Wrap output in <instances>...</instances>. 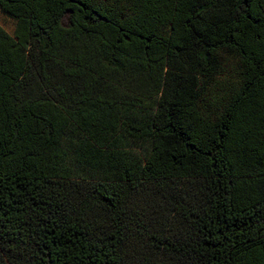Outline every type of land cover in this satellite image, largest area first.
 Wrapping results in <instances>:
<instances>
[{"label":"trees","instance_id":"obj_1","mask_svg":"<svg viewBox=\"0 0 264 264\" xmlns=\"http://www.w3.org/2000/svg\"><path fill=\"white\" fill-rule=\"evenodd\" d=\"M0 13V264H264V0Z\"/></svg>","mask_w":264,"mask_h":264},{"label":"rangeland","instance_id":"obj_2","mask_svg":"<svg viewBox=\"0 0 264 264\" xmlns=\"http://www.w3.org/2000/svg\"><path fill=\"white\" fill-rule=\"evenodd\" d=\"M67 21V16H65L62 20L63 27L67 26ZM0 26L20 42L25 43L27 41V28L24 24L11 21L0 13Z\"/></svg>","mask_w":264,"mask_h":264}]
</instances>
